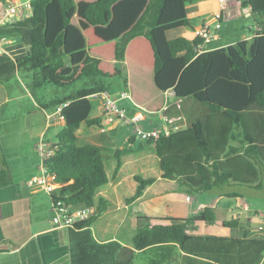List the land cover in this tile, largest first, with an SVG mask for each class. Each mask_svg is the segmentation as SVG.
Instances as JSON below:
<instances>
[{"label":"trees","instance_id":"trees-1","mask_svg":"<svg viewBox=\"0 0 264 264\" xmlns=\"http://www.w3.org/2000/svg\"><path fill=\"white\" fill-rule=\"evenodd\" d=\"M12 0H0L7 4ZM201 0H32V10L0 26V37L20 40L23 55H0V187L11 182L1 146L9 117L60 110L54 157L47 163L54 182L53 203L67 209L95 206L96 190L109 181L103 149L81 143L93 96L127 91L138 107L157 114L167 92L192 97L208 113L188 128L150 138L163 176L178 179L190 194L245 184L264 187V0H239L248 7L257 33L229 45L199 51L203 39L169 36L192 28L189 5ZM222 21V17H221ZM115 174L122 162L120 152ZM135 200L154 177L136 176ZM109 202L68 228L71 264H257L264 239L191 235L187 225L215 222L211 206L187 218L140 216L134 247L116 240L99 242L92 226ZM238 220L223 221L229 228Z\"/></svg>","mask_w":264,"mask_h":264},{"label":"crops","instance_id":"crops-1","mask_svg":"<svg viewBox=\"0 0 264 264\" xmlns=\"http://www.w3.org/2000/svg\"><path fill=\"white\" fill-rule=\"evenodd\" d=\"M12 1L21 2V0ZM237 2L241 6L240 1ZM8 6L9 3L1 14L0 26L5 25L9 16L13 15L8 14ZM226 6V0H201L189 5V16L191 19L196 16V20H192L193 29L183 28L180 35L194 39L204 20L211 15L221 13L223 20ZM254 26L255 31L243 34L239 40L254 36L259 28L256 24ZM215 42L216 40H211L207 47L209 49L223 47L236 42V40ZM5 45L4 52L0 55L16 57L26 52L25 45L21 41L19 46L6 48ZM118 94H112L118 100V107L125 110L129 117H140L139 123L144 129L152 130L163 126H178L180 128L178 121H169L164 112L170 104L169 95L174 100L181 101V98L174 96L172 90L167 92L166 105L157 114L147 113L135 105L130 97L119 98ZM94 99L96 102H93L91 115L100 117L101 124L87 125L83 123L77 135L81 143H93L103 149L105 169L109 177V181L99 187L95 193V208L98 206L100 198L109 202L107 208L97 217L92 226L93 235L99 242L116 240L124 246L133 248V236L142 223L140 216L187 218L199 213L206 206L213 208L216 221H191L187 225L189 234L264 239V231L260 228L264 225V213L261 209L254 207V203L248 197L251 191L263 190L264 187L258 189L238 183L227 186L225 191L240 192L242 196L239 197L221 195L222 190L219 188L198 193V196L185 192L178 179L163 176L160 159L154 145L150 144L149 140L136 135L133 123L126 122L127 136L124 139L126 145H118L117 136L107 133V125L110 124L109 130L114 131L122 120L106 115L102 97L95 95L92 97V101ZM59 112V109L55 111L43 110L31 114L40 117L39 120L43 127L34 133L36 132L35 128L38 127L30 120L27 126L31 133L27 137L20 134L14 135L8 140L9 144L18 146V143H22V139L25 138L28 148L31 147V151H35L36 154H31L32 152L29 151L28 154L18 152L13 163L12 158L9 155L6 156L7 149L2 141L3 136L1 137V146L10 171L11 182L0 187V245L2 247L0 264H71L69 230L58 228L53 223L54 211L51 194L42 185L28 186L29 181L41 174L42 160L36 150L39 137L44 135L47 141L56 145V134L62 129ZM49 116L51 117L49 118ZM52 126L54 127V138H48L46 131ZM102 128L105 130L103 131ZM16 148L18 147L14 149ZM116 152H120L122 164L115 174L118 162ZM1 167L2 165H0ZM137 175L144 178L154 177L155 181L144 189L141 196L135 200H129L137 190ZM55 185L59 186L57 183ZM231 219L238 220V227L229 228L222 224L223 221ZM144 261L146 260L143 259V256H140L138 264H142ZM257 264H264V257Z\"/></svg>","mask_w":264,"mask_h":264},{"label":"rangeland","instance_id":"rangeland-1","mask_svg":"<svg viewBox=\"0 0 264 264\" xmlns=\"http://www.w3.org/2000/svg\"><path fill=\"white\" fill-rule=\"evenodd\" d=\"M26 0H21V2H24ZM239 0H226V8L224 10V16L223 20L221 21V28L218 30L217 33L214 34V38L212 40H216L215 43L219 41H228V40H236L242 38V35L245 33H250L254 30V20L251 15H246V13L243 11L242 7L237 2ZM15 3V2H14ZM7 4H3L0 2V17L5 9ZM212 16V15H211ZM192 20H196V16L192 17ZM182 29H175L169 33L170 37L180 35ZM9 44H6V48H11L12 46H19L20 41L19 40H10ZM169 97V105L164 111L166 116L168 117L169 121H178L180 128H188L191 124V121L193 122L198 117H202L206 113H208L207 108L204 105H201L199 102H197L194 98L188 97V98H182L181 101H176L172 96ZM96 102V99L93 100V102ZM40 117H37V115H31V114H23L19 116H13L9 117L5 122H3L2 127V141L4 143V146L6 147L7 155L12 158V162L15 161V155L19 152L20 154H28L29 152H32L31 154H36L35 151H31V147L28 148L26 139H22V143H18V146L15 144H9L8 140H10V137L14 135H20L28 136L31 132L28 128L29 121H33V124H36L38 128H35L37 133L38 130H40L43 126L41 125V122L39 120ZM9 121V122H8ZM16 122V123H14ZM61 126L63 127V122L60 120ZM119 127L116 128L114 131L109 130V125H107V133L109 134H115L118 138V145H126V141L124 140L127 136V128H126V122L124 120L120 121ZM13 123V124H12ZM36 127V126H35ZM38 129V130H37ZM54 127H50L49 130H47V137L48 138H54ZM40 140V137L38 141ZM38 143V142H37ZM37 145V144H36ZM11 147V148H10ZM15 147H18L14 149ZM23 147V148H22ZM20 172V171H17ZM195 196H198V194H195ZM251 201L254 203V207L261 209L264 213V189L263 190H255L251 191L248 196Z\"/></svg>","mask_w":264,"mask_h":264},{"label":"built area","instance_id":"built-area-1","mask_svg":"<svg viewBox=\"0 0 264 264\" xmlns=\"http://www.w3.org/2000/svg\"><path fill=\"white\" fill-rule=\"evenodd\" d=\"M224 1V0H221ZM32 0H26L24 2L14 3L13 1H9L8 6V14L11 13L19 17V19L25 16L28 12L32 10L31 8ZM243 11L246 15H250L251 11L248 7L243 8ZM221 13H215L209 18L205 19L203 24L200 26L197 35L202 37L203 41L199 45V51H203L207 48V44L214 38V34L218 32L221 28ZM9 39L0 37V54L4 52V45L8 43ZM101 97L103 99V105L105 108V113L109 117L114 116L119 120H124L127 123L134 124V130L138 137L149 140L150 138L156 139L160 134L169 135L174 130L178 129V126H163L161 128H154L152 130H146L143 126L139 123L140 117H129L127 116L125 110L118 107L117 99H115L112 94L109 92L101 93ZM119 98H127L129 97V93L127 91L120 92L118 94ZM51 116H49L50 118ZM104 131L105 129L102 128ZM36 150L39 153L42 166H41V174L36 176L33 180L28 182V186H37L42 185L47 192L52 195V191L56 187L54 182V175H52L47 167V163L54 157L55 155V147L54 145L47 141L44 138V135L40 136V140L36 145ZM54 217L53 223L58 228H69L78 220L89 218L92 214L96 213V208L94 206H85L77 208L73 211H70L67 208L61 207L60 204L52 203ZM260 228L264 231V225ZM2 249L0 245V250Z\"/></svg>","mask_w":264,"mask_h":264},{"label":"water","instance_id":"water-1","mask_svg":"<svg viewBox=\"0 0 264 264\" xmlns=\"http://www.w3.org/2000/svg\"><path fill=\"white\" fill-rule=\"evenodd\" d=\"M18 19H19L18 16L11 15V16H9V18L7 19V21H9V22H16Z\"/></svg>","mask_w":264,"mask_h":264}]
</instances>
